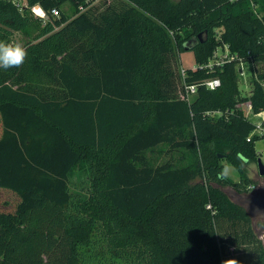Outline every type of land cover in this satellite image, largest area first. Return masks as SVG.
<instances>
[{"label": "trees", "instance_id": "16d2710c", "mask_svg": "<svg viewBox=\"0 0 264 264\" xmlns=\"http://www.w3.org/2000/svg\"><path fill=\"white\" fill-rule=\"evenodd\" d=\"M93 1L0 0V41L28 38L24 63L0 69V264H225L234 250L247 253L235 264H264L251 215L225 190H246L264 138L247 139L239 106L264 110V0ZM224 45L237 57L207 67ZM190 49L188 101L170 59ZM80 165L86 199L71 190Z\"/></svg>", "mask_w": 264, "mask_h": 264}, {"label": "rangeland", "instance_id": "374dc122", "mask_svg": "<svg viewBox=\"0 0 264 264\" xmlns=\"http://www.w3.org/2000/svg\"><path fill=\"white\" fill-rule=\"evenodd\" d=\"M112 1L113 0H94L91 5L92 6L96 5V6H100L101 8H103L104 6H106L105 5L106 2L109 3ZM177 1L178 0H172L173 3ZM116 5L118 6L120 5V0H116ZM63 9L67 11L70 18L75 15L69 3L64 4ZM26 40H28V38L22 32H15L13 35L14 43H19L22 46H24ZM226 48L227 47L225 46V50H221L220 48L217 49V53L221 55L222 53L227 52ZM170 63L173 66V68L177 71L179 70L181 71L182 67L187 68V67H195L199 65L196 62V51L193 49L185 50V51L176 50L172 52ZM242 68H243L242 71H244V75L240 76L239 89L242 95L245 96V95H248L251 86L249 83L250 82L249 70L245 66ZM178 91H180V85L178 86ZM179 95L182 96V93H179ZM251 119L257 121L259 117L253 116L251 117ZM263 142L264 140L258 141L256 143V147L260 151L259 157L264 162V150L261 149L262 148L261 146L264 147ZM155 154L156 156L158 155L161 156V153L159 151L155 152ZM245 169H246V175L250 179V181H243L242 179V183L245 182V184H243L241 187L245 188L246 190L238 192L233 187H229V186L225 187V190L233 200L235 201L242 200V202L245 203L246 205L248 204V205L255 206L257 203V200L264 198V176H261L258 171L257 161L250 162L248 165L245 166ZM224 172L227 176H229L235 181L241 180L239 170L226 160L224 161ZM88 179L89 177H88V171L86 170V167H84L83 165L78 166L72 176L71 190L73 191V193H76V195L81 197L82 199H86L88 197V191H89V180ZM4 197H5L4 195L0 194V201ZM84 214L89 215V211L87 210L84 211ZM263 219H264V216H261V215L255 216L253 219V226H254L258 239L261 240L262 244L264 245V229H262V225H261L263 222ZM231 255H230L231 256L230 258L228 257L225 259V264H234V257H244L245 255H247V253H242L241 250H234L231 253Z\"/></svg>", "mask_w": 264, "mask_h": 264}, {"label": "built area", "instance_id": "2783aa9c", "mask_svg": "<svg viewBox=\"0 0 264 264\" xmlns=\"http://www.w3.org/2000/svg\"><path fill=\"white\" fill-rule=\"evenodd\" d=\"M5 1H9V0H5ZM11 1H13V3L17 7H19L20 9H23L27 5V0H11ZM80 9L81 10L84 9V6L81 5ZM31 11L36 17H38L42 20H45L47 18V12L45 10H43L39 4H35V5L31 6ZM51 13L53 15H59L60 14L58 8H52ZM225 46L226 45H224V47H220V49L225 50ZM226 47H227L226 48L227 52H224L221 55L218 54L217 50H216V52L214 54V58L211 61H209V63L206 64V66L207 67H213L215 64L222 65L229 60L235 59L237 57V55L230 53L228 46H226ZM202 66L203 65H200L199 67H202ZM244 66L247 68V66L245 64H243V62H240V65H239V75L240 76L244 75V71H242L243 70L242 67H244ZM192 68L196 69V68H198V66H195ZM185 71H186L185 68L182 67L181 75L183 78V80H182L183 88L181 90V93H182L181 97L190 101L192 99L193 95L197 92V85L195 83H187L185 81ZM204 83H205L207 88L215 89L221 84V80L219 77H210V78L205 79ZM239 106H241L244 109L247 118L249 120H251L255 125V128L253 129L251 134L247 137V139L250 140L252 135L255 133H257L259 135L264 134V110H262L260 112H254L252 103L250 101H245V102L239 103ZM211 114H214V113L211 112ZM253 116H258L259 119L257 121L252 120L251 117H253ZM207 206L209 208H211V204H208Z\"/></svg>", "mask_w": 264, "mask_h": 264}, {"label": "clouds", "instance_id": "9594fccd", "mask_svg": "<svg viewBox=\"0 0 264 264\" xmlns=\"http://www.w3.org/2000/svg\"><path fill=\"white\" fill-rule=\"evenodd\" d=\"M26 56L27 52L21 44L0 41V69L20 67Z\"/></svg>", "mask_w": 264, "mask_h": 264}, {"label": "crops", "instance_id": "0c3cea01", "mask_svg": "<svg viewBox=\"0 0 264 264\" xmlns=\"http://www.w3.org/2000/svg\"><path fill=\"white\" fill-rule=\"evenodd\" d=\"M264 140V138H261V139H259L258 141H263ZM257 141V142H258ZM256 142V143H257ZM264 143V142H263ZM262 148L261 149H263L264 150V147L263 146H261ZM257 148V147H256ZM257 151H258V153H259V155H260V151H259V149L257 148ZM164 158V157H163ZM225 173V172H224ZM250 178H252V177H250ZM263 200V201H262ZM237 202H239L240 204H242L243 206H245V208H246V210L249 212V214L251 215V217H252V220L254 219V217L255 216H257V215H261V216H264V198H262V199H260V200H257V203H256V205L255 206H252V205H246L245 203H243L242 202V200L241 201H237ZM255 211H256V213H255ZM263 211V212H262ZM264 219H263V222H262V229H264Z\"/></svg>", "mask_w": 264, "mask_h": 264}, {"label": "water", "instance_id": "95a60500", "mask_svg": "<svg viewBox=\"0 0 264 264\" xmlns=\"http://www.w3.org/2000/svg\"><path fill=\"white\" fill-rule=\"evenodd\" d=\"M199 36H201V34H199ZM198 41L193 38L191 40L188 41V43L190 44L189 47H192L194 46L195 43H197ZM257 167H258V171L260 173L261 176H264V162L261 160L260 157H258L257 159Z\"/></svg>", "mask_w": 264, "mask_h": 264}, {"label": "flooded vegetation", "instance_id": "af4514ba", "mask_svg": "<svg viewBox=\"0 0 264 264\" xmlns=\"http://www.w3.org/2000/svg\"><path fill=\"white\" fill-rule=\"evenodd\" d=\"M263 201V200H262ZM248 205V204H247ZM263 212V211H262ZM255 213H256V211H255Z\"/></svg>", "mask_w": 264, "mask_h": 264}]
</instances>
